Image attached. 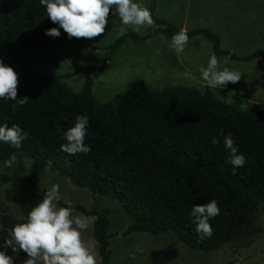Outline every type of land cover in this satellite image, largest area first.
Returning a JSON list of instances; mask_svg holds the SVG:
<instances>
[{
	"label": "trees",
	"instance_id": "16d2710c",
	"mask_svg": "<svg viewBox=\"0 0 264 264\" xmlns=\"http://www.w3.org/2000/svg\"><path fill=\"white\" fill-rule=\"evenodd\" d=\"M46 15L40 0H0V60L18 75L17 99L28 98L17 111H12L16 101L0 99V126L16 124L29 133L20 149L0 142V160L15 156L19 171L13 177L0 175V182L9 185L5 200L13 202L23 215L15 219L0 213V251L28 259L23 251L5 250L3 241L7 230L26 222L27 214L46 196L23 170V157L86 188L95 201L103 196L115 199L131 219L123 234L170 233L183 245L204 252L249 243L257 232L250 225L258 207L264 205V109L251 104L242 108L237 96L232 103H224L208 89L200 92L183 86L152 89L141 84L100 103L92 94V79L87 78L73 92L62 82L71 72L44 75L28 68L32 53L48 51L67 38ZM51 28H58L61 35L46 36ZM187 35L203 36L211 43V55L233 61L264 59L260 49L243 56L220 49L218 37L206 28L189 30ZM147 38L126 32L102 49L109 61L126 40ZM73 57L95 60L86 53ZM78 115L89 121L84 140L91 148L87 155L60 150L66 142L62 132L74 126ZM228 133L238 154L247 158L235 173L224 147ZM213 138L220 143L213 145ZM213 199L220 213L209 220L211 238L201 241L190 213L193 206ZM70 208L98 218L92 220V241L99 264H107L106 210Z\"/></svg>",
	"mask_w": 264,
	"mask_h": 264
},
{
	"label": "rangeland",
	"instance_id": "374dc122",
	"mask_svg": "<svg viewBox=\"0 0 264 264\" xmlns=\"http://www.w3.org/2000/svg\"><path fill=\"white\" fill-rule=\"evenodd\" d=\"M148 7L154 21L153 27L144 26L139 32L131 26L122 25L119 17L109 16L105 33L92 39H69L48 51L34 52L28 68L44 75H59L71 72L63 79L73 92L82 87L87 78L92 79L91 91L95 99L104 103L115 94L141 84L152 89L183 86L197 91L208 89L224 103H232L239 97L241 107L251 104L264 109V59L233 61L227 56L218 57L219 70L227 67L242 73L241 79L215 89L202 79L200 68H206L211 57V43L203 36L189 38L183 53L179 55L170 48L171 37L180 30L206 28L218 37V45L234 56L250 54L256 49L264 51V0H133ZM121 27L137 36H148L146 40H126L107 60L102 49L120 34ZM125 32V33H126ZM86 53L95 60L74 59L73 55ZM78 69V70H77ZM15 157V156H13ZM0 160V175L13 177L19 174L17 159L11 167ZM22 167L33 182L48 195L53 185H59V206H80L89 211L106 210L109 259L107 264H264V205L258 207L250 227L257 229L249 243L243 246L227 245L214 251H200L183 245L170 233L153 236L145 232L123 234L130 224V216L123 212L120 204L107 196L95 201L86 188H79L67 179L58 176L43 164H35L23 157ZM9 185L0 182V213L22 219L19 208L5 200ZM72 209V208H71ZM73 216L91 217L77 210ZM81 239L90 245L96 257L97 246L92 241V220L82 230ZM13 264H23L20 256H11Z\"/></svg>",
	"mask_w": 264,
	"mask_h": 264
},
{
	"label": "clouds",
	"instance_id": "9594fccd",
	"mask_svg": "<svg viewBox=\"0 0 264 264\" xmlns=\"http://www.w3.org/2000/svg\"><path fill=\"white\" fill-rule=\"evenodd\" d=\"M45 6L47 17L67 34L69 39H92L105 33L110 12L119 17L122 25L131 26L136 32L142 27H153L155 22L148 7L133 0H40ZM126 27H121L120 35H124ZM46 36L58 38L61 32L58 28L45 31ZM189 36L185 30L171 37L170 48L179 55L183 53ZM203 81L215 89L229 84H235L241 79L242 73L229 70L227 67L219 70L218 57L211 55L206 68L201 67ZM18 75L9 66L0 60V99L13 100L12 111L28 102V98L17 99ZM89 121L87 116L78 115L74 126L62 132L65 143L60 150L69 155L85 154L91 152V148L85 145L84 140ZM60 131V129H57ZM29 133L23 131L19 125L7 124L0 126V142L8 144L16 149L22 147V142L27 139ZM222 135V133H221ZM211 143L218 145L220 141L213 138ZM235 140L231 133L224 136V147L229 150L228 163L233 166V173L246 164V157L238 154ZM15 157L5 161V166L11 167ZM66 165L69 163L65 161ZM59 185H53L51 191L41 202L27 214L24 223L16 224L7 230V237L3 241L5 250L11 249L13 253L23 251L27 254L23 264H97V260L90 245L81 239L82 230L89 226L90 220L97 217L73 216V209L59 206ZM220 213L218 202L213 199L203 205L192 207L190 215L194 218L192 223L199 240L211 238L213 229L209 223ZM3 226L0 225V229ZM0 264H13V258L0 251Z\"/></svg>",
	"mask_w": 264,
	"mask_h": 264
}]
</instances>
